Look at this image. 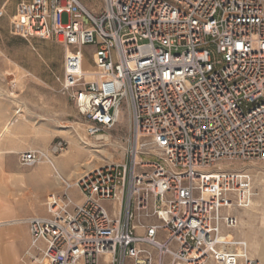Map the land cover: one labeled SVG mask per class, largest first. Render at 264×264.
<instances>
[{"label":"built area","instance_id":"obj_1","mask_svg":"<svg viewBox=\"0 0 264 264\" xmlns=\"http://www.w3.org/2000/svg\"><path fill=\"white\" fill-rule=\"evenodd\" d=\"M22 26L63 47L62 92L86 138L105 145L122 107L128 115L111 144L120 158L63 180L44 214L23 219L25 254L38 264H257L244 241L220 235L256 195L250 169L235 165L264 161V0H102L98 13L80 0H29ZM66 148L59 139L19 163L51 164Z\"/></svg>","mask_w":264,"mask_h":264},{"label":"rangeland","instance_id":"obj_2","mask_svg":"<svg viewBox=\"0 0 264 264\" xmlns=\"http://www.w3.org/2000/svg\"><path fill=\"white\" fill-rule=\"evenodd\" d=\"M80 1L94 13L102 9V0ZM28 2L0 0V131L15 110L24 116L0 140V220L25 219L31 215L44 214L47 196L50 193L61 194L62 182L66 181L65 176L72 168V163L80 162L88 153L87 149L92 148L82 142L86 141L85 119L62 92L63 47L54 39L29 37L23 31L22 19ZM62 22H67L66 14L62 15ZM91 48L87 46L86 52L90 53ZM87 68H90V64ZM121 110L118 124L110 131L111 138L103 141L106 144L102 147L113 155V160L120 158L122 153L111 144L120 142V136L127 132L128 127L126 108L122 107ZM59 139L67 142L66 149L69 152L66 156L52 157V162L61 161V184L55 183L51 174L54 170L49 163L42 162L34 166H22L19 163L21 153L29 150L48 152L50 146ZM86 139L91 144H100ZM102 158H94L92 167L103 163ZM235 166L249 168L253 175L256 195L252 198L251 206L234 212L236 214L239 211L243 215L239 216L240 223L236 230L244 233L251 256L257 260L260 242L261 246L264 244V161H250ZM43 168L47 169V180L44 179ZM63 170L66 172L63 173ZM69 194L78 201L82 199L74 188ZM3 204L5 208H1ZM255 225L259 230L254 229ZM13 226L2 225L0 229L6 231ZM15 226L27 231V225L23 222ZM249 236L252 237L250 240ZM232 237L230 231L226 239ZM27 249L20 252L18 264H38L25 254Z\"/></svg>","mask_w":264,"mask_h":264},{"label":"bare ground","instance_id":"obj_3","mask_svg":"<svg viewBox=\"0 0 264 264\" xmlns=\"http://www.w3.org/2000/svg\"><path fill=\"white\" fill-rule=\"evenodd\" d=\"M8 71V70H7ZM24 118V116H22L21 114H18L17 111H14V114L9 118V120L2 126V129L0 131V140L1 137L9 131L11 126L14 125H18V121L20 119ZM62 127H67V126H62ZM82 139V138H81ZM86 141H82L85 145H89L92 146V148L87 149L88 153L86 155L83 156L82 160L79 162H74L73 167L69 170L68 174H66L65 179L67 182L69 183H73V179L79 177L80 175H82L85 170H89L92 168L93 165H91V163L93 162L94 158H98L99 157H103L101 160L103 162H109L112 161V157L111 154H109L104 148H102L104 145L103 144H91L89 140L86 139ZM69 152L66 149L61 155L66 156L68 155ZM106 160V161H104ZM61 161H56V162H51V164L49 163L50 167L54 170L51 174L54 177L55 183L56 184H61L62 182V175L60 173V164ZM85 168L82 172L81 169ZM6 199V198H5ZM8 201V200H7ZM45 204V203H44ZM1 208H5V205L3 204L1 206ZM11 209V208H10ZM23 222V219H10V220H0V226L2 225H14L11 229H13L11 232L12 233H19V229L17 226H15L16 224H19ZM230 231H227L225 234H221L220 235V239L222 240H227L226 237L228 235ZM233 238V237H232ZM232 238L228 241H231ZM38 259V258H37ZM37 259H35V261H32L33 263L38 261ZM259 262V261H258ZM40 264H48L46 261H42Z\"/></svg>","mask_w":264,"mask_h":264},{"label":"crops","instance_id":"obj_4","mask_svg":"<svg viewBox=\"0 0 264 264\" xmlns=\"http://www.w3.org/2000/svg\"><path fill=\"white\" fill-rule=\"evenodd\" d=\"M73 163H72V167H73ZM46 170H47L46 168H43L44 179L48 177V175H46V173H45ZM65 172L66 171L63 170V173H65ZM45 180H47V179H45ZM50 180H49V182L51 183L52 181H50ZM81 201H82V199H80L78 202H81ZM236 215H237V217L239 218V221H240V217L239 216L242 215V214L239 213V211H238V213H236ZM242 217H243V215H242ZM251 225L253 226V224H251ZM237 227L233 228V229H231L229 231H231L233 233V237L235 239L245 242V244L247 246L248 253L251 255V249L249 247V243L244 238V236H243L244 233L243 234L240 233L239 229H238V231L236 230ZM18 228H20V229H19V233H17V234L12 233L11 231L13 229H11V228H8V230H6V231L4 229H0V264H18L19 257H20V252L24 248H26V247L28 248L29 247L30 235H29V232H28V228H27V231L24 230L21 227H18ZM254 229L259 230V227H257L255 225ZM260 229H261V226H260ZM5 234L7 235V237H4ZM248 238L250 240L252 237L249 236ZM261 244H262V242H260V247L261 248L259 247V250L257 251L256 255H257V260L259 261V264H264V244L262 246H261ZM209 263L210 264H214L212 262H209Z\"/></svg>","mask_w":264,"mask_h":264}]
</instances>
